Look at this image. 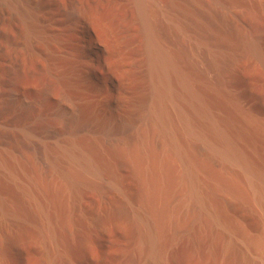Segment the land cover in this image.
<instances>
[{
    "label": "rangeland",
    "instance_id": "obj_1",
    "mask_svg": "<svg viewBox=\"0 0 264 264\" xmlns=\"http://www.w3.org/2000/svg\"><path fill=\"white\" fill-rule=\"evenodd\" d=\"M170 1L172 4L159 1V6L174 16L177 14L175 17L185 24L183 31L173 33L177 39L172 35L183 46L185 66L195 77L198 75L196 80L201 85L210 86V91H206L209 96L211 89L218 87L223 97L264 122V0ZM73 3H95L101 20L114 18L122 22L133 39L132 48L137 49L135 55L143 53L139 49L144 46L143 35L133 0H0V204L4 202L0 205V264H264L263 251L254 244L264 238V205L254 195L249 177L238 163L228 164L211 155L204 144L194 143L182 127L177 128L176 138L180 139L178 143L186 140L185 147L182 142L180 147L194 161L197 178L192 186L198 184L194 187L200 188L198 192L203 199L198 203L189 191L185 161L166 142L167 131L150 123L153 122L150 119L148 123V119L138 122L127 135L110 142L109 138L103 140L102 134L97 137L100 134L93 129L77 135L82 140L87 137L86 142L96 144L97 150L108 156L100 154L105 161L100 158L101 174V170L83 172L89 180L81 186V192L73 191L59 174L60 165L77 169L81 166L78 161L62 151L59 153L62 164L53 170L54 166L37 150L36 144L43 136L50 145L69 142L61 130L43 133L45 125L57 124L54 107L60 87L52 84L50 95H45L47 76L52 71L62 72L68 66L66 70L70 68L68 71L73 74L66 70L65 73L72 75L71 80L78 78L75 81L78 80L81 90L71 89L70 95L100 105L94 104L98 111L108 101L111 70L100 69L98 57L91 60L89 52L79 45V34L83 33L68 19V9ZM95 25L92 30L98 33L100 29ZM252 36L258 37L261 58L247 45ZM142 82L137 84L142 86ZM134 84L129 87L131 93L140 91L141 87ZM20 96L27 101L24 108L20 106ZM229 112L239 117L236 110L229 108ZM110 146L116 152L107 149ZM117 152L121 155L115 156ZM157 160L161 166L157 167L160 164ZM137 162L138 167L144 165L141 166L144 170L137 172ZM158 169L164 171L159 180L161 190H165L156 196L155 206L160 207L166 201L171 212L161 231L155 228L150 204L148 207L140 193L143 185L140 182L150 179ZM160 198L164 201L159 202ZM149 229L156 239L152 246L147 244Z\"/></svg>",
    "mask_w": 264,
    "mask_h": 264
},
{
    "label": "bare ground",
    "instance_id": "obj_2",
    "mask_svg": "<svg viewBox=\"0 0 264 264\" xmlns=\"http://www.w3.org/2000/svg\"><path fill=\"white\" fill-rule=\"evenodd\" d=\"M159 1H163V0H133V4L135 5L133 6L136 8L135 11H137L136 17L139 20V25H140L139 30H141V33H142L140 34L143 35L142 40L144 42V46H142L143 43H141V46L143 49L139 48L140 50L143 51V53H141L142 57H140L141 55L139 56L140 58L137 57L139 54L136 53L137 56L135 55V52L137 51V49L132 48L133 39L131 40L132 37L131 36H130L131 38L129 37L127 29L125 26H123L122 22H119L117 19H114V18H110L108 20H103V19L101 20V16L98 13L99 6H96L95 3L94 5L93 4L92 5H89V4L81 5V4L73 3L74 5L71 8L69 7L70 9H68V19L75 24L76 29L80 33L82 32L84 34V35L79 34V39H80L79 45L87 53L89 52L88 54L91 60H95L98 57L100 61L99 64L101 66L100 69H104L107 71L111 70L108 73L109 82L111 83L108 87V90H109V95L107 98L108 101L105 99L107 101L106 104H105L106 101L103 102L105 104V107L101 106L100 109H102L103 107V110L98 111L95 108H97L100 105L97 106V104L94 103L97 106V107H94L95 105L93 104L91 100H90L91 102H89V100H82L83 98L80 100V99H77L76 97H73L75 95L74 94L75 92H73L74 95H70L69 91H71V89L73 90L79 87H78V80L77 82L75 81L78 78H76L75 80L70 79V77L72 76L71 75L72 72L68 71L70 70V68L66 70V68L68 67L67 66L68 63L66 64L67 67H64L65 69L63 68L64 72L63 70L62 72H60L61 70L58 71V73L57 72L53 73L52 71V73H50L49 75L50 77L47 76L49 82L46 83L47 85L45 86V95L47 96L50 95L52 84L54 86L57 85L60 87L59 91L61 90V92H60V95L58 94V97H59L57 99L58 103L56 107H54L55 114H56L55 118L57 120V124L55 127L53 126L50 127L49 125H45L44 126L45 132L43 133L44 134L46 132L50 133L52 131L55 132L56 129L61 130V132L65 134V135L63 134V136H65V138L66 136L68 137V140L67 139L66 140L69 142L66 143V141L65 142L63 141L65 144L63 142L60 143L63 145H58L55 143L54 144L51 143L52 145H50L46 142V140H43L44 138L43 136V138L40 141L39 139H37L39 141L36 144L37 150H39L40 152H42V154L45 155L43 156L46 157L47 161L51 164L50 166H54L53 170L58 169V168H55V166L62 164L60 163L62 162V160L61 161L59 160L60 158L59 153L61 154L62 151L64 153L66 152V154L68 155L67 157H70L71 159L73 158V161L76 160L75 161L76 163L78 161L81 164V166H77V169L76 168L72 169V166H70L71 168L69 167L70 169L69 168L66 169V167L68 166L62 168L61 167L62 165H60L59 169L61 172L59 173L58 170H56L59 174H61L62 176L66 178L64 179V180H67L65 183L68 182L71 188L75 189L73 191L77 192V190H79L81 186L86 185L87 181L89 180V177L88 179L85 178L86 176L84 177L83 172L88 171L90 174L91 172L99 173V171L101 170L99 168L101 166V164L99 163L100 158H101L100 154L102 155L104 154V153H100V151L97 150V148L94 146L96 144L92 146V144H89L88 142H86V140L88 139L86 135L84 136L86 137L85 138L86 140H82V137L80 138V136H77V135H80L79 134L80 132L83 133V131L86 130L84 131V133L87 131L89 133V131L90 130L92 131L93 129L94 132L95 131L99 132L100 135H97V137L103 135L102 137L103 140H106L105 138L107 139L109 138L108 142H110V139H112L111 141L115 140L113 138H116L117 140V138H120L119 136L125 135L128 132V130L132 129L133 126L135 125L137 126L138 122L143 121V120L145 121L146 119H148L147 120V123H148V121L153 120V122H150V123H152L155 126L158 125L164 131H167V136H166L167 140H166V137L164 136L166 142L174 147V150L178 153V154L175 153L176 155H178L179 157L180 156L182 157V158L180 157V160L185 161L186 170L184 168L185 166L184 164V166L182 167V170H183L182 174L184 173V170H185V178L187 179V182L188 181L190 182L189 191L191 192V197H194L197 200V203L202 199V196H201V193L198 192L200 188L197 187L199 188L197 190V188L194 187V186H197L198 184L197 185L194 184L192 186V184L194 183V179L196 180L197 178L195 176L196 169H194L195 168L193 164L194 161L192 162L193 159H191L188 155L189 152L188 153L186 152L187 153L186 154L183 148L181 149L180 147L181 142L183 145V142L185 143L186 141L184 140L185 138L182 135V131L189 136L188 137L189 139H192L193 142L195 141L194 143L200 142L204 144L206 148L210 151L211 155L213 154L216 157L223 159V161L224 160L227 161L228 164L229 162L238 163L242 167V169L245 171V173L247 174L246 176L249 177V180L253 187L252 190H254L253 192L254 195H256L257 198L259 199L258 201H261L262 204L264 205V122L256 118L252 114V112L245 111L244 109L239 107L240 105L238 106L236 103L234 104V102L232 103L226 97H223L221 93L222 91L218 87L211 89L212 91L209 93L210 96L207 94L206 91L208 90L210 91V86L205 85L207 86L206 88L209 87V89H206L203 85H201L202 83L200 84L199 81L196 80V77L198 75H196L195 77V75L190 71L191 69L189 70V67L187 68L186 67L187 65L185 66L184 64L185 61L184 59L182 60V53H184L182 50L183 46L179 44L180 43L179 41H178L179 43H176L177 40L174 41L172 37L173 33H175L176 31L178 32L183 31L184 29L183 26L185 24L183 25V23L180 22L179 18L175 17L177 14L174 16V14H172L169 11H166V9L163 11L162 8L159 6ZM166 2H168L169 4V2L171 1L166 0ZM160 3H161L160 5H165L163 4L165 2L163 3L160 2ZM171 4H170V10H173L171 9ZM167 7L169 6L167 5ZM159 8H161L160 10L162 12L159 10ZM168 9L169 8H167V10ZM172 12L174 13V11ZM93 24L94 25L96 24L99 27L100 31L99 32L97 31L98 33L92 30ZM173 36H175L176 38V35H173ZM246 40H247V37H246ZM247 45H249L250 50L255 55H257L260 58L262 57L260 49H259V43H258L257 36L250 37L248 39ZM133 49L135 50L132 52ZM140 50L138 53H140ZM95 54H97L98 56ZM186 59L187 58L185 57V60ZM111 60L113 62V65L111 63ZM190 68H193V66ZM71 69L73 68L71 67ZM195 69L192 70L194 71V73L196 72ZM65 70L68 71V73L71 72L70 73L71 76L65 73ZM114 73H116V75H114ZM116 76L118 79L116 78ZM87 77H90V76H87ZM81 79L83 83L84 79L83 78ZM140 81L141 82L143 81L146 87H144L145 85L143 84V82L141 85L142 86L144 85V86L143 87L140 86L139 85L141 83ZM134 83L136 84L139 83L137 84V87L139 85L141 88H144V89L141 91V88L140 89L138 88L140 91L134 92L133 90L134 93H131L129 90V87L130 85H133ZM134 87H135V84L134 86H132V88ZM19 101L18 102L20 103V106L22 104V107H23V104H26L27 102L25 100V97L24 98L21 97ZM229 108H230V111L232 109L236 110L239 117L231 116L229 112ZM154 121L156 122V124H154ZM143 122L141 123L143 124ZM179 126L182 127L183 129L181 131L182 136L181 135L180 136L184 138V139L182 138L184 141L182 140L179 141L180 144L177 141V139L178 140L180 139L176 138L177 136L176 130L178 131L177 128L180 129ZM76 136L79 137L80 138L79 140H82V141H79L78 138H76ZM60 139H61V136H60ZM99 139L100 138L96 140H99ZM35 143L36 141H34L33 145H35ZM165 145L167 144L165 143ZM111 147L112 146L107 147V149H110ZM119 149H120L119 152L123 153L124 151L123 148L119 147ZM121 149L123 151H121ZM140 149L142 148L140 147ZM142 150H144V148ZM113 151H115V148ZM109 153L110 155H112L111 152ZM105 154H104L105 155L104 157L107 156V153ZM119 155L121 154L118 153V155L116 154L115 156H119ZM123 155L125 157L127 154H125L124 152ZM127 157H131V156H129L128 154ZM156 157L155 159H157ZM102 158L101 160L103 161ZM106 158H108V156ZM106 158L104 160H106ZM124 159L128 160V158H124ZM159 160H157V162ZM130 161H132V159ZM159 163L160 164L156 163L157 167L158 165L161 166L162 164L160 161ZM137 164L139 163L137 162L136 165ZM155 165H154V168H155ZM141 166L142 165L140 164V167H138V165H137V168L135 166L134 167L136 168V170L137 169L139 170V169H142V167H144V165L142 167ZM151 166H153V163L151 164ZM160 168L162 169V167ZM151 169L152 168H150V170ZM161 169H158L157 171H155L156 173L153 175L151 174V173H154L153 170L152 172L149 171L151 172L150 174L152 175L151 177L150 175L148 176L150 177V179L148 178V180L146 181L143 179V183L140 182V185L143 184L140 187L142 188L141 189L142 192L140 191V193L142 194V200L148 204V207L150 204V208L153 213L152 217L154 218V221L152 219L151 220L154 222V225L156 226L155 228H159V230L163 228V225H165V223L170 220V213H171L169 212L167 208L166 201L160 207H156L155 204L157 203L154 202L156 196H160L158 195V193L159 192L161 193L162 191L161 187L163 185L161 186L162 181H160L159 179H160V175L161 177L162 175H164V171H162L163 169L162 170ZM101 172L102 170L100 171L99 174H101ZM135 175H138V173ZM182 176H184V174ZM182 178L184 180V177ZM145 179H147V177H145ZM185 183H186V180H185ZM249 184L248 186H250ZM169 187H171V185ZM164 190L165 189H163V191ZM161 199L162 198L159 199V202ZM2 205H4V202ZM263 205L261 206L263 207ZM202 208H204V206ZM154 225L151 224V227H154ZM146 236H147L146 238H148V241H149L147 242V244H151L152 246L156 239H155V236L150 232V229L147 230ZM143 239H144V236H143ZM254 244L258 246L263 251V254H264V238L257 240ZM151 252L153 251L151 250Z\"/></svg>",
    "mask_w": 264,
    "mask_h": 264
}]
</instances>
